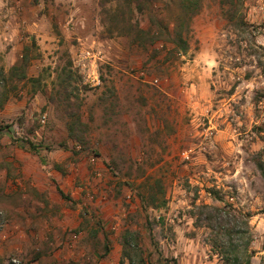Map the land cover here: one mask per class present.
<instances>
[{"label":"rangeland","instance_id":"obj_1","mask_svg":"<svg viewBox=\"0 0 264 264\" xmlns=\"http://www.w3.org/2000/svg\"><path fill=\"white\" fill-rule=\"evenodd\" d=\"M261 168L264 0H0V264H264Z\"/></svg>","mask_w":264,"mask_h":264},{"label":"built area","instance_id":"obj_2","mask_svg":"<svg viewBox=\"0 0 264 264\" xmlns=\"http://www.w3.org/2000/svg\"><path fill=\"white\" fill-rule=\"evenodd\" d=\"M94 57L95 54L91 50L79 47L74 51L72 56V64L78 69V71L83 75L87 82L97 85L100 83L98 71L94 68ZM46 120V114L41 115V123H44ZM182 156L185 159H188L189 156L186 151L182 152Z\"/></svg>","mask_w":264,"mask_h":264},{"label":"trees","instance_id":"obj_3","mask_svg":"<svg viewBox=\"0 0 264 264\" xmlns=\"http://www.w3.org/2000/svg\"><path fill=\"white\" fill-rule=\"evenodd\" d=\"M72 72H73L74 74H78V72L75 71V70H73ZM72 72H70L71 75L73 74ZM63 80H64V79H63ZM63 80H62V81H63ZM64 91H65V88H64ZM27 143H29V146L31 147V149H33L34 152H37V153H38V151H37V149H36V148H37L36 145H34L31 141H28V140H27ZM261 175L264 177V170H263V168H261ZM56 190H57V192H58L62 197H66V198H67V196L64 195V193L62 192V190H61L60 188H58V186H56ZM207 192H208V194L210 195V197H211L213 200H216V201L222 202L224 207H226L228 210L234 211L233 208H232V206H231L230 204L225 203V202L223 201L222 197L219 196V195L217 194V192H215V191H213V190H207ZM201 208H202V209H210V210H213V211H215V212H223V213L226 214L227 216L232 217L233 220H234V223L236 222V219H235L236 217H235V215H232L231 213H229L230 211H226L225 208H221V207H217V206H211V205H203V206H201ZM233 213H234V212H233ZM238 215L242 216L241 214H238ZM245 217H246V219H247L245 225H248V218L250 217V215L246 214ZM235 228H236V225H234L233 229L235 230ZM235 233H236V235H237L239 232H235ZM224 245H225V244H224V242H221V239H220L219 241L217 240V241L213 242V247L219 249L222 253L231 250V248H232L231 245H230L228 248H225ZM232 249H233V248H232ZM234 249H235V248H234ZM159 255H160V254H159ZM160 257H161V255H160ZM159 259H160V258H159ZM164 261H165V262H163L162 260H160V261L158 262V264H167V263H166L167 260L164 259ZM231 263H232V264H237L236 261H235L234 259L231 261ZM246 264H248V261H247Z\"/></svg>","mask_w":264,"mask_h":264},{"label":"crops","instance_id":"obj_4","mask_svg":"<svg viewBox=\"0 0 264 264\" xmlns=\"http://www.w3.org/2000/svg\"><path fill=\"white\" fill-rule=\"evenodd\" d=\"M56 186H58V188H60L62 190V188H61V186L59 184L58 185L57 184L55 185V189H56Z\"/></svg>","mask_w":264,"mask_h":264}]
</instances>
